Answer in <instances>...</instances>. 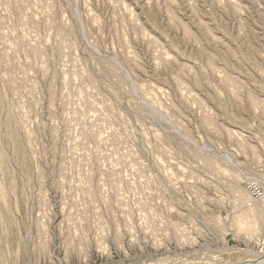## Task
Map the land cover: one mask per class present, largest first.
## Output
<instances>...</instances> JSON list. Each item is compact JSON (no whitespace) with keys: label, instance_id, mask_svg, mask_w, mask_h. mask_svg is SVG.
<instances>
[{"label":"rangeland","instance_id":"obj_1","mask_svg":"<svg viewBox=\"0 0 264 264\" xmlns=\"http://www.w3.org/2000/svg\"><path fill=\"white\" fill-rule=\"evenodd\" d=\"M250 183L264 0H0V264H234Z\"/></svg>","mask_w":264,"mask_h":264},{"label":"bare ground","instance_id":"obj_2","mask_svg":"<svg viewBox=\"0 0 264 264\" xmlns=\"http://www.w3.org/2000/svg\"><path fill=\"white\" fill-rule=\"evenodd\" d=\"M248 191V190H247ZM262 198H264V195L260 198V199H262ZM244 251V250H243ZM234 252V251H233ZM233 252L231 253V254H233ZM235 252H237V251H235ZM242 251H238L237 253L239 254V253H241ZM243 253H245V252H243ZM247 254H248V252H246ZM236 254V253H235ZM242 254V253H241ZM241 254H240V256H241ZM229 255H230V252H229ZM228 255V256H229ZM245 255V254H244ZM243 255V258L241 259V260H239L238 262H236L237 264H264V252H261V251H258V252H254V253H252V252H249V254L248 255H245L244 256ZM235 256H237V254L235 255ZM231 257V256H230ZM233 258V257H232ZM238 258V257H237ZM240 258V257H239ZM234 259V258H233ZM228 260H226V262H227ZM231 262V261H230ZM235 262V261H234ZM224 263H225V261H224ZM228 263H229V261H228ZM233 263V262H232ZM231 263V264H232ZM236 263H234V264H236Z\"/></svg>","mask_w":264,"mask_h":264},{"label":"built area","instance_id":"obj_3","mask_svg":"<svg viewBox=\"0 0 264 264\" xmlns=\"http://www.w3.org/2000/svg\"><path fill=\"white\" fill-rule=\"evenodd\" d=\"M248 191L254 199H260L264 195V190L255 183L248 185Z\"/></svg>","mask_w":264,"mask_h":264},{"label":"crops","instance_id":"obj_4","mask_svg":"<svg viewBox=\"0 0 264 264\" xmlns=\"http://www.w3.org/2000/svg\"><path fill=\"white\" fill-rule=\"evenodd\" d=\"M263 247H264V244H263Z\"/></svg>","mask_w":264,"mask_h":264}]
</instances>
